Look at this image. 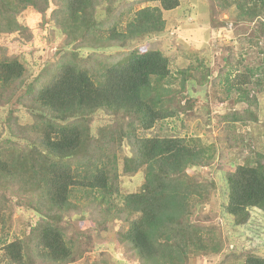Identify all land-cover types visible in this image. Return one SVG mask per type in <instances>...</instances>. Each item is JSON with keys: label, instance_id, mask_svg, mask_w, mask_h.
Listing matches in <instances>:
<instances>
[{"label": "rangeland", "instance_id": "rangeland-1", "mask_svg": "<svg viewBox=\"0 0 264 264\" xmlns=\"http://www.w3.org/2000/svg\"><path fill=\"white\" fill-rule=\"evenodd\" d=\"M240 1L247 3L243 11L252 8L253 0ZM69 2L36 0L10 18V31L0 30V61L12 60L22 68L18 80L0 83V162L9 173L0 175V264H10L4 246L14 241L22 242V264H55L34 251L38 240L32 229L46 219L36 211L37 199L26 183L31 179L28 172L40 171L45 164V155L36 153L42 151L33 106L63 61L95 77L103 66L131 52H160L167 59L168 75L159 84V95L182 113L138 134L184 138L204 148L210 161L186 167L185 173L195 182L213 183L217 190L227 169L264 162V8L259 2V16L251 21L239 20L235 3L225 7L222 0H179L176 8L161 9L162 31L124 40L111 31L124 32L139 10L160 8L159 1L92 0L85 18L81 11L73 13ZM14 23L18 27H12ZM239 88L247 92L246 99ZM129 120L100 109L90 114L91 157L108 140L109 130L117 136ZM34 147L38 149L31 150ZM107 150L109 168L116 173L112 191L90 190L76 181L69 189L68 209L59 222L72 254L67 264H143L120 236L132 217L125 197L141 191L145 169L122 171L130 155L125 142L119 145L115 138ZM68 165L73 173L77 164L70 159ZM212 192L203 199L194 197L184 218L206 230V244L211 236L216 247L209 254L189 255L182 264H243L247 256L264 257V209L250 208L246 223L235 226L222 214L220 189Z\"/></svg>", "mask_w": 264, "mask_h": 264}, {"label": "trees", "instance_id": "trees-1", "mask_svg": "<svg viewBox=\"0 0 264 264\" xmlns=\"http://www.w3.org/2000/svg\"><path fill=\"white\" fill-rule=\"evenodd\" d=\"M36 0H0V30L10 31V21L20 9ZM73 13L81 11L85 18L92 0H69ZM160 8L146 7L139 10L124 32L111 31L118 39L158 33L164 27L161 9L172 10L179 0H157ZM225 7L235 3L240 10L239 20L252 19L258 2L264 8V0H253L252 8L242 10L240 0L224 1ZM234 4V5H235ZM88 27L93 26L92 17ZM12 27H18L16 23ZM102 73L91 76L87 71L67 62L58 66L55 80L38 94L34 117V129L41 137L40 147L45 155L40 171L33 168L27 182L28 193L34 195L36 211L44 219L32 230L36 233L34 251L40 257L55 264L71 261V251L63 241L59 226L61 213L68 209V194L71 185H76L109 194L116 173L109 168V141L115 138L119 145L125 142L130 155L123 161L125 174L145 169L144 183L140 192L125 197V209L132 217L127 230L120 236L137 253L143 264H182L189 255L209 254L216 244L209 236L206 244L203 228L189 224L184 216L191 213L192 199H203L212 191H219L225 202L222 214L229 216L232 225L242 226L248 218L250 208L264 209V162L255 166L237 165L224 173V183L216 189L213 183L193 181L185 168L210 161L204 148L196 147L194 141L184 138L143 137L139 131H147L166 118L178 116L182 108L168 105L160 97V82L168 75V62L156 50L131 52L118 62L106 64ZM18 62L0 61V83L7 84L21 77ZM243 77V76H242ZM239 90H243L239 88ZM244 90L242 99H246ZM119 114L130 119L115 136L109 130V138L98 146L91 157L94 139L89 133L88 117L96 110ZM122 127V126H121ZM106 131V128H103ZM38 147L31 150L36 151ZM264 159V157H262ZM77 164L73 173L68 160ZM41 170L43 173H41ZM0 175L7 177L8 171L0 162ZM212 192V193H213ZM205 195V196H204ZM204 196V197H203ZM203 197V198H202ZM22 242L14 241L4 246V254L10 264H22ZM45 251V253L43 252ZM33 253V249H32ZM243 264H264V257L247 256Z\"/></svg>", "mask_w": 264, "mask_h": 264}]
</instances>
